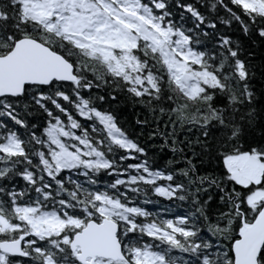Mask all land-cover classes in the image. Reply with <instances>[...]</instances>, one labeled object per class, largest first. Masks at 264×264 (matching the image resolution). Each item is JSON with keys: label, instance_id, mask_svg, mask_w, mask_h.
I'll list each match as a JSON object with an SVG mask.
<instances>
[{"label": "snow or ice", "instance_id": "snow-or-ice-1", "mask_svg": "<svg viewBox=\"0 0 264 264\" xmlns=\"http://www.w3.org/2000/svg\"><path fill=\"white\" fill-rule=\"evenodd\" d=\"M240 36L264 0H0V264H264Z\"/></svg>", "mask_w": 264, "mask_h": 264}, {"label": "trees", "instance_id": "trees-1", "mask_svg": "<svg viewBox=\"0 0 264 264\" xmlns=\"http://www.w3.org/2000/svg\"><path fill=\"white\" fill-rule=\"evenodd\" d=\"M191 2H194V0H191ZM201 11H203V9H201ZM233 27L235 28V26ZM227 34L233 36V38L240 35L239 33L235 31H228ZM240 39L244 47L245 54H247L248 52H251L253 54V62L257 68V82L256 83H257V88L259 89L260 84H261L259 80V69L261 67H264V43L257 41L255 44H253L251 39L245 38L243 36H240ZM114 110L117 112V115L119 119L121 120V122L124 124V126L127 127L131 131L135 123V112L132 110V108L130 106L124 105L122 102H118V106ZM137 131H139V129H137ZM140 142L142 145L147 143L150 155L158 154V148L154 149L151 143L146 141V137H140ZM174 211L181 212L183 211V209L181 207H176Z\"/></svg>", "mask_w": 264, "mask_h": 264}]
</instances>
